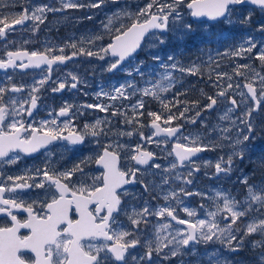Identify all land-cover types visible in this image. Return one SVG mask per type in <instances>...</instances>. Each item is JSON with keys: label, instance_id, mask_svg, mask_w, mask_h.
Segmentation results:
<instances>
[{"label": "snow or ice", "instance_id": "snow-or-ice-1", "mask_svg": "<svg viewBox=\"0 0 264 264\" xmlns=\"http://www.w3.org/2000/svg\"><path fill=\"white\" fill-rule=\"evenodd\" d=\"M109 3L122 6L106 14L98 33L63 45L45 41L42 51L25 49L23 44L31 42L26 40L11 50L17 41L10 36L35 35L49 13L88 10L80 19L92 20V10ZM30 4L31 0H0V70L44 71L31 85L11 83L10 74L8 83L0 85V165H15L19 153L31 156L42 149L49 158L42 167L19 175L0 168V217L8 220L0 226V264H236L231 254L241 251L252 257L250 264H264V150L255 154L252 143L257 139L253 114L264 112V20L256 25L259 38L251 32L241 34V42L234 38V30L251 26L254 12L264 16V0ZM198 32L201 54L187 66L174 51L162 55L173 43L182 46ZM106 36L110 38L107 45L98 43ZM224 43L228 46L213 47ZM66 48L72 49L70 54H65ZM140 51H147L155 63L146 68V62L138 59ZM78 56L105 61V72L123 75L122 83L101 84L94 94L97 100L104 97L113 103L65 101L58 111L48 109L47 116L37 120L39 94L51 80L53 66ZM225 59L233 61L231 72L220 71L226 67ZM185 76H207L216 89L215 95L200 90L208 101L202 108L198 100L178 99L187 94L186 87L168 97L184 84ZM234 77L243 79L234 81ZM81 83L86 84L69 72L53 81L56 86L50 91L77 89ZM133 97L139 99L126 107L114 103ZM145 98L157 102L160 110L146 111ZM218 103L224 107L217 108ZM189 104L194 106V116L187 115ZM85 109L111 110V116H120L129 129L114 132L107 116L77 126L75 120ZM213 109L218 122L209 124L210 117L200 120ZM145 115L147 124L142 119ZM198 120L199 129H185V124L195 125ZM133 136L140 141L134 146L119 139ZM151 144L163 146L161 158L168 160L166 165L156 162V153L145 146ZM89 145L94 146L93 154L83 155L70 166L57 167L52 159L56 152L63 156L79 151L77 146ZM205 152H218L215 161L201 158ZM93 164L101 170L99 174L91 170ZM248 165L251 171H245ZM202 170L217 185L203 192L192 190ZM226 181L243 185L244 194L224 188ZM29 189L43 192L26 196ZM150 192L156 193L152 199L164 203L153 205L144 199ZM194 195L202 201L198 208L185 202ZM178 209L186 218L178 215Z\"/></svg>", "mask_w": 264, "mask_h": 264}, {"label": "flooded vegetation", "instance_id": "flooded-vegetation-1", "mask_svg": "<svg viewBox=\"0 0 264 264\" xmlns=\"http://www.w3.org/2000/svg\"><path fill=\"white\" fill-rule=\"evenodd\" d=\"M86 2H87V0H86ZM37 4H50L52 6H59L58 0H31V4L29 5V7H31V5H37ZM110 5H112V4L109 3L106 7H102V8L106 9V11H105L106 14L108 13L107 12L108 6H110ZM120 6H122V5L113 4V8H117ZM132 7L135 8V5H133ZM245 7H247V6H238V8H245ZM96 10L97 9L92 10V12H94ZM5 11H7V10H5ZM16 11H19V7L16 8ZM87 11L88 10H69L68 12H65V15L66 16L73 15V16L77 17V16H81L83 14H86ZM256 14H258V11L253 13V18L255 17ZM56 17H57V13H49L47 21L45 22L44 25L40 26L39 32H37L35 35H33L30 32H23V33H18L16 35L10 36L9 37L10 40L14 39L17 41V43L11 47V50H15L16 48H19L23 41L28 40L31 42L23 44V47L25 49H27L29 51H32V50H41L42 51L43 50V44L45 41H50L54 45H63L72 39L78 40L82 35L85 34L84 32L80 31L79 29L71 28V27H62V26H58L56 28V31L49 30L48 25L52 21H54V19ZM30 23L31 22H29V24ZM206 23H209V22H206ZM17 27L19 28V26H17ZM240 29H241V33L250 32L246 28H240ZM102 42L104 45H107L110 42V38L106 36ZM0 43H2V42H0ZM71 51H72L71 48H66L65 54H70ZM2 52H3V49H2V47H0V54H2ZM137 56H138L139 60H149L148 62H152L150 59H147L145 57V54L143 51H140V53L137 54ZM94 60L95 59L89 58L86 56H78V57H75L73 60L67 61L64 65H54L53 66L54 70L52 73V78H51V80L48 81V84L45 85L44 89H42L41 94H39V95H42V99L39 101L40 107H38V109L34 112V116H37V120L45 118L47 116V110L48 109H55L58 111L59 108L64 104L65 101H67L70 104L80 103L79 105L84 104L85 101H88L87 97H85L82 93L85 89H87V90L89 89L88 91H90L92 89H90V87H88V86H85L84 85L85 83H81L80 85H78L77 89H69L66 87L63 91L58 92V93H52L50 91V89H51V87L56 86L55 84H53V81H55L58 77H61V78L66 77L67 73H69V72L71 73L72 71H75V72L76 71H86L88 69V66ZM57 68L59 69L58 71H57ZM9 74L12 76L11 83L31 85L33 83L34 78H38L40 75L44 74V71H43V68H41L39 70H36V69L16 70L15 72H13L12 70H9L8 73H5L3 70H0V85H4V84L8 83V81L6 80V76ZM107 75L109 76V78L115 77V75L110 74V73H108ZM104 79H108V78L105 77ZM21 95H24V94H21ZM197 100L200 101L199 106L201 108L205 104L208 103V101L205 100V98L201 97L200 95L197 98ZM197 100L192 99V101H197ZM191 106L193 109L194 106L193 105H191ZM86 110L87 109H85L84 112ZM150 110L157 111L156 106L153 104L151 106ZM73 111H75V109H73ZM89 112H90V110H89ZM206 113L207 112L203 113L204 117L206 116ZM89 118L90 117L87 116L86 114H84L83 116H77V118L75 120V124L77 126H82L84 123L89 122V120H87ZM27 119H30V118H27ZM60 119L64 120L66 118L62 117ZM144 121L149 122V118L146 117L144 119ZM198 123L199 122L197 121V124ZM190 126H194V125H190ZM185 129H187L186 125H185ZM255 135L257 136V139L255 141H253L252 143H253L255 154H259L261 152V150H264V131L255 133ZM101 139H104V138H101ZM112 139H116V137H113ZM50 147L55 148V145H52ZM77 147L80 149L79 151L73 150V152L65 153L63 156H61L60 152H57V153H59V154H56V157H58V159H55V163H56L57 167H62V166H66V165L70 166V164L73 161L78 160L79 158L82 157V155L93 154V148H94L93 145H89L88 147H83V146H77ZM169 147H171V145H169ZM45 153L46 152L43 149L36 156H26V154H24V153H19L20 160L17 164H15V165H0V168H2V170L5 171L7 174H11V175L23 174L26 169H35L36 167H42L45 164V159H44ZM205 155H206V152L201 153L200 157L204 158ZM156 157H157L156 162L162 161V159L159 156L156 155ZM125 162L126 161H125L124 156L122 154L121 164L123 165ZM251 168H252V166L248 165L245 167V170L251 171ZM91 170L95 174H99V172L101 171L94 164L91 165ZM254 179H256L258 181L260 179L259 175L257 174ZM208 181H211V180H209L207 177H205L203 175V170H202L201 173L197 174V178L195 179L194 184L190 186V188L192 190H196L200 187H202L204 189L205 185L208 184ZM235 186L244 187L243 185H239V184H236ZM126 187H132V186H126ZM135 189H136V191L142 193V189L139 185H136ZM38 192H43V190L29 189L25 193V195L26 196L28 194L35 195ZM154 196H156V193L150 192L149 194L144 196V199L150 200L153 205L164 203L162 200L152 199V197H154ZM194 196L187 197V198L191 199V198H194ZM23 215L24 214L22 213L21 216H23ZM178 215H180L181 218H186L184 213L182 211H180L179 209H178ZM7 223H8V220L6 218L0 217V226H4ZM22 231H24V230H22ZM240 258L241 257H239L237 259H240ZM169 264H175V261H171V262H169Z\"/></svg>", "mask_w": 264, "mask_h": 264}, {"label": "rangeland", "instance_id": "rangeland-1", "mask_svg": "<svg viewBox=\"0 0 264 264\" xmlns=\"http://www.w3.org/2000/svg\"><path fill=\"white\" fill-rule=\"evenodd\" d=\"M81 2H86V0H81ZM139 2L140 3H146L147 0H139ZM114 9L115 8H113V4H112V5L108 6L107 12L110 13ZM105 11H106L105 8L97 9L96 11H94L95 14H94L92 20L80 19V18L84 17L86 14H83V15L77 16V17H75L73 15H68L69 19L65 20V19L62 18L64 16H66L65 13H57V17L54 19V21H52L48 25V28H49V30L56 31V28L58 26H62V27H71V28L79 29L80 31L84 32L85 34H88V33H98L101 30V28H102L101 21H104L105 20V16H106ZM262 20H264V16H262L258 12V14H256L255 17L253 18V21H252L251 26L248 27V28H246V29H248V31H250L251 33H253L258 38L260 37L261 34L256 31V25L259 24ZM198 36H199V32L197 33V36L196 37H193V39L199 40L198 39ZM197 40H195V42ZM98 43H103V42H98ZM182 46L180 45L179 42L173 43L170 49H164L163 50L162 55L163 54H166L170 50L176 52V49H179L180 52L183 54L184 51L182 49ZM227 46H228V44L225 47H227ZM143 52L145 54V57L147 59H149L148 52L147 51H143ZM176 54L178 55L177 52H176ZM178 58H179V56H178ZM93 59H95V60L91 62V64L88 66V69L86 71H76V72L75 71H72L71 72V73L77 75L82 82H86L87 84H84L85 86H88V87H90V89H92L90 91H88L89 89L88 90L85 89L83 91L82 94L85 97H87V99H88V101H85L84 104H87V103H92V104H96V103H105V104L113 103V102L108 101L104 97H101V99L97 100L94 94L97 91H99V86L101 84L107 86L110 83H115L117 81H119V82L122 83L124 77H123V75H120V76H116L115 75L114 78H109V76L107 75L108 73L104 71V65H105L106 62L105 61L98 60L96 58H93ZM143 61L146 62L145 63V67L146 68H147V66L149 64H154L155 63L153 61L152 62H148L149 60H143ZM238 62L239 63H247V61H243V60H240ZM222 63L224 65H226V67L221 68L220 71H229V72H231V65H232L233 61H230V60L225 59V60L222 61ZM255 64L258 65L259 62L258 61H255ZM185 65L187 66L188 64H185ZM176 75H180V74L177 73ZM105 77H107L108 79H104ZM242 79L243 78H241V77H234V81L235 80L242 81ZM185 87L188 89L186 95H193L195 93L198 94L196 96H191V100L192 99H196L197 100V98L199 97V95L201 97H204L201 94V91H200L201 89L207 95H215V92H216V89L213 88V87H211V81H209L207 79V76H205L203 79H201L199 76H185L184 77V84L182 86H179L176 89H173V91L170 92V93H175L176 91H180L182 88H185ZM136 99H139V97H133L131 100H127V101H116L114 103L117 106H119V107H126L127 105H129L131 103H134ZM237 99L239 100V97H237ZM205 100H206V98H205ZM145 101L146 102L148 101V103H151L152 100H150V98H145ZM154 103H157V102L154 101ZM77 104L79 105L80 103H77ZM157 105H158V103H157ZM151 106H152V104H151ZM188 106L190 108V112L187 113V115L194 116L195 115V109L194 108L192 109L191 104L188 105ZM180 107H184V105L181 104ZM223 107L224 106L222 104H218V107L217 108L222 109ZM262 107H264V106H262ZM89 110H90V112H89ZM129 111H130V109H129ZM174 111H177V109H175ZM85 114L90 117L89 119H87V120H89L88 123H92L96 119H103L104 117L107 116L112 121V130L114 132L117 131V130H119V131H125V130H128L129 129V126L128 125L123 124L121 122L122 121V118L120 116H116V117H112L111 116V110L109 111V113H101L98 110L87 109L85 111ZM253 115H254V117H256V120H255V123L257 124V132L256 133L261 132L260 129L262 127H264V123H262V122H264V112L254 113ZM146 117L147 116L145 115L142 118L143 121H144V119ZM205 117H210L209 124L214 123V122H218V114H217L216 109L212 113H207ZM203 119H201V120H203ZM147 123L148 122H145V124H147ZM179 123H184V121H179ZM185 125L187 126V129H199L200 128V123L195 124L194 126H190L191 124H185ZM143 131H144V133H145L146 136L149 134V129L147 127ZM113 137H116V136H113ZM113 137H111V138H113ZM119 139L121 140V142H126L128 144L133 145V146L136 143L140 142L138 136H133L131 139H129L127 137H119ZM157 139H160V138H157ZM145 146L147 147V149L149 151L155 152L156 155L161 158V155H162V147L163 146H161L160 148H158L155 144L145 145ZM56 154H59V153L56 152ZM56 154H55V157L52 158V159H54V161H55V159H58V157H56ZM217 155H218V152H206V155H205V157L203 159L204 160H212V161H215ZM48 158H49L48 157V154L45 153V158H44L45 159V163H46V161H47ZM158 163H160L162 165H166L168 163V160L162 159V161L161 162H158ZM49 167L51 168L52 166L49 165ZM201 167L203 168V165L202 164H201ZM155 171H159V170H155ZM236 184H239V183L238 182L237 183H231V182H227L226 181L223 184V187L224 188L231 189L234 194L237 193V192H239V196H242L244 194V187H237V186H235ZM216 185H217V182L211 180V181H208V184L205 185V188L204 189L202 187H200V188H198L196 190H200V191L203 192V191H207L209 187H213V186H216ZM239 196H238V198H239ZM185 202L188 203V204H190L191 207L198 208L199 207V204L202 201H201V198L200 197L194 196V198H191V199L185 198ZM203 202L204 203H208L207 201H203ZM209 247H212V246H209ZM201 251H203V246H201ZM241 254L243 255V259L242 258L237 259L236 256H235V253L231 254L232 258L236 261V264H245L244 263L245 260L252 259V257L246 251H241Z\"/></svg>", "mask_w": 264, "mask_h": 264}, {"label": "trees", "instance_id": "trees-1", "mask_svg": "<svg viewBox=\"0 0 264 264\" xmlns=\"http://www.w3.org/2000/svg\"><path fill=\"white\" fill-rule=\"evenodd\" d=\"M240 37H241V33L236 31L234 32V38H235V41L236 42H241L240 41ZM195 40L197 39H190L188 40L185 44H183L182 46V49L183 51L185 52L184 54H180V58L182 59V61L186 64H189L190 61L192 60H195L197 55H200V48H201V42L200 40H197L195 42ZM228 43H224L222 45H214L213 47H221V48H224ZM179 50V49H178ZM213 55H215V53L213 52ZM207 57L206 55H204V58ZM174 93H168V97L171 98L173 96ZM198 94H193V95H182V96H179L178 99L181 100V101H184V100H188V101H192L191 100V96H196ZM154 103V101H153ZM149 105V104H148ZM154 105L156 106V110L159 111L160 110V106L157 105V103H154ZM176 108H173V111L175 110ZM149 110V108L147 109Z\"/></svg>", "mask_w": 264, "mask_h": 264}, {"label": "water", "instance_id": "water-1", "mask_svg": "<svg viewBox=\"0 0 264 264\" xmlns=\"http://www.w3.org/2000/svg\"><path fill=\"white\" fill-rule=\"evenodd\" d=\"M139 53V52H138ZM27 70H31V68L30 69H27ZM36 70H39V69H36ZM36 154V153H35ZM35 154H33V155H35ZM33 155H31V156H33ZM200 156H201V154H200Z\"/></svg>", "mask_w": 264, "mask_h": 264}]
</instances>
